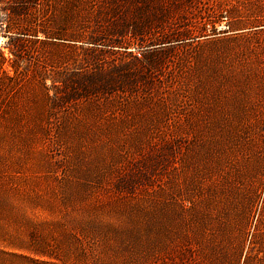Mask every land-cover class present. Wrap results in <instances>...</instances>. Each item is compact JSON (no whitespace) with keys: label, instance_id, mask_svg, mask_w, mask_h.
<instances>
[{"label":"rangeland","instance_id":"1","mask_svg":"<svg viewBox=\"0 0 264 264\" xmlns=\"http://www.w3.org/2000/svg\"><path fill=\"white\" fill-rule=\"evenodd\" d=\"M261 5L0 0V264H264Z\"/></svg>","mask_w":264,"mask_h":264},{"label":"trees","instance_id":"2","mask_svg":"<svg viewBox=\"0 0 264 264\" xmlns=\"http://www.w3.org/2000/svg\"><path fill=\"white\" fill-rule=\"evenodd\" d=\"M20 1L21 2H24V1L27 2V1H29V2L35 3V4L38 3V0H20ZM144 3L145 4H148L147 1H144ZM261 3H262L261 8L264 9V0H261ZM146 8H148V7L146 6L144 9H146ZM223 10L227 13L226 16L228 17V19H231V21L229 22V24L231 25V27L234 24L239 23V21H234L233 20V19H235V18H237L239 16L238 10L236 9V7L234 5H228V6L226 5ZM260 13H262L261 10H260ZM251 14H253V12ZM258 16H259V18H257L258 22H260V21H262L264 19V14H262V15L258 14ZM149 18H152V16H149L148 18H146V17L143 18L142 19L143 20L142 21V24H140L138 21L133 22L131 24L132 25V29H129V24L130 23L127 22L125 24V27L122 30L117 31V33L127 34L128 30H129V33L132 36H135V37H137L138 35L144 34L145 32H147V29H146L147 27H145V26H151L153 20L155 18H157V17L153 16L152 19H149ZM169 28L172 29V26H170ZM45 33L48 35V37H52L51 35L54 36V33H48V32H45ZM95 38L96 37H92V39H91L92 40V43H96L97 39H95ZM2 58H3V60L5 59L4 57H2ZM249 257H250V255L247 256V261L248 262H249V259H250Z\"/></svg>","mask_w":264,"mask_h":264}]
</instances>
